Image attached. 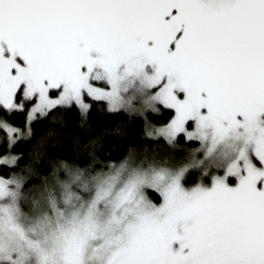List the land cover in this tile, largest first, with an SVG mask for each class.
I'll use <instances>...</instances> for the list:
<instances>
[{"label": "snow or ice", "instance_id": "obj_1", "mask_svg": "<svg viewBox=\"0 0 264 264\" xmlns=\"http://www.w3.org/2000/svg\"><path fill=\"white\" fill-rule=\"evenodd\" d=\"M86 98L169 110L146 135L203 158L0 173V264H264V0H0V107L30 104L31 124L86 117ZM0 130L9 149L21 135ZM190 168L224 175L187 190Z\"/></svg>", "mask_w": 264, "mask_h": 264}, {"label": "trees", "instance_id": "obj_2", "mask_svg": "<svg viewBox=\"0 0 264 264\" xmlns=\"http://www.w3.org/2000/svg\"><path fill=\"white\" fill-rule=\"evenodd\" d=\"M91 108L86 117H81L76 106L56 108L47 117L27 123V108L24 112L6 110L2 117L12 127L23 131V136L9 149L5 133L0 130V157L12 155L17 163L7 169L0 167V173H33L36 176L62 175L63 166L81 169H99L117 166L133 154L162 151L178 161L188 156L197 147L198 141L177 137L174 151L162 137H149L150 126L163 125L170 121L169 110L160 108L157 113L140 115L122 109L110 113L103 101L90 99ZM194 171L186 177V184H192ZM155 198V197H154ZM156 200V199H155ZM157 202V200H156Z\"/></svg>", "mask_w": 264, "mask_h": 264}, {"label": "rangeland", "instance_id": "obj_3", "mask_svg": "<svg viewBox=\"0 0 264 264\" xmlns=\"http://www.w3.org/2000/svg\"><path fill=\"white\" fill-rule=\"evenodd\" d=\"M97 86H101V85L98 83ZM53 98H55V96H53ZM90 99L91 98H86V102L90 103ZM124 109L131 111V112L138 113L140 115H145L146 113H148V112H146V113L140 112L139 110L130 109V108H124ZM4 112H5V110L2 107H0V120H4L3 118H1ZM27 123H28V121H27ZM167 123H165L163 125H159V126L152 125V126H150V130L152 128H159V127L165 126ZM189 124L191 125V122H189ZM186 127H188V126H186ZM189 130L191 131L192 127H189ZM147 131H149V128ZM20 133H21L20 137H22L23 131H20ZM153 138H157V137H153ZM169 148H171L173 151L175 149V147H172L171 145H169ZM151 153L152 154L147 153V152H143L140 154H135V155L133 154L132 156H130L126 160L122 161L119 165L124 164V163H129V164H132L133 166H135L137 164H143V165L147 166L149 164H152L155 166H163V167L175 169V168H177L183 164L188 163L193 158V154H195L196 159H202L203 158V155L200 152V144H198L195 149L190 151L187 157H185L184 159H182L180 161L179 160L177 161L175 159V157L169 156V154L167 155L162 151H153ZM119 165H117V166H119ZM192 171H194V174L193 175L191 174L194 182L190 185H187L185 182L186 181L185 179L188 175H190V173ZM223 175H224V169L211 168V169L205 170L203 168H190L182 180V185L187 190H191L192 188H195L197 186L211 187L213 182H214V177L223 176ZM226 183H228L229 186H235L237 181H236L235 177L229 176L226 180ZM155 199L156 198H153L154 202H156V200H157V199L156 200Z\"/></svg>", "mask_w": 264, "mask_h": 264}]
</instances>
